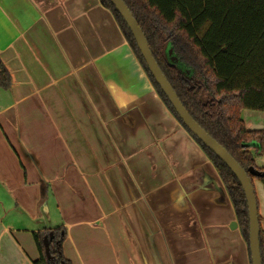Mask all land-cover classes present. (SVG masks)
<instances>
[{
  "label": "crops",
  "instance_id": "0c3cea01",
  "mask_svg": "<svg viewBox=\"0 0 264 264\" xmlns=\"http://www.w3.org/2000/svg\"><path fill=\"white\" fill-rule=\"evenodd\" d=\"M0 59V264H35L34 233L62 226L72 264H252L214 163L103 0H0Z\"/></svg>",
  "mask_w": 264,
  "mask_h": 264
},
{
  "label": "trees",
  "instance_id": "16d2710c",
  "mask_svg": "<svg viewBox=\"0 0 264 264\" xmlns=\"http://www.w3.org/2000/svg\"><path fill=\"white\" fill-rule=\"evenodd\" d=\"M143 29L150 49L184 106L194 119L249 173L264 154V129L247 128L242 111L264 112V0H124ZM113 12L159 95L184 125L155 81L123 17ZM178 58L172 62L168 50ZM11 75L0 59V87L9 88ZM214 163L235 208L241 232L250 240V217L244 190L232 170L189 130ZM260 224L262 217L259 213ZM50 239V256L43 243ZM66 228L34 233L40 258L35 264H72L63 253ZM264 264V229L260 232ZM250 250V247H249Z\"/></svg>",
  "mask_w": 264,
  "mask_h": 264
},
{
  "label": "water",
  "instance_id": "95a60500",
  "mask_svg": "<svg viewBox=\"0 0 264 264\" xmlns=\"http://www.w3.org/2000/svg\"><path fill=\"white\" fill-rule=\"evenodd\" d=\"M117 11L121 14L127 25L129 26L140 52L149 68L150 73L154 77L157 84L160 86L164 94L167 96L175 111L188 130L196 136L207 148L215 153L235 174L239 180L248 203L249 217H250V254L252 264H263L261 253L260 232L261 224L259 220V204L258 198L253 184V180L249 173L239 164V162L229 153V151L221 145L214 137H212L190 114L187 108L182 103L178 94L174 90L170 81L162 71L158 62L156 61L147 40L143 29L139 26L133 13L124 2V0H110ZM168 56L172 62H177L178 58L174 56L173 49L168 50ZM250 172L258 177L264 176V172H259L250 168ZM53 233L44 236L43 243L45 245L46 253L50 256V239Z\"/></svg>",
  "mask_w": 264,
  "mask_h": 264
},
{
  "label": "rangeland",
  "instance_id": "374dc122",
  "mask_svg": "<svg viewBox=\"0 0 264 264\" xmlns=\"http://www.w3.org/2000/svg\"><path fill=\"white\" fill-rule=\"evenodd\" d=\"M254 186H255V190H256L258 200L263 201L264 200V197H263L264 196V184L261 182V180L254 179ZM234 226L235 225H232L231 227H234Z\"/></svg>",
  "mask_w": 264,
  "mask_h": 264
}]
</instances>
